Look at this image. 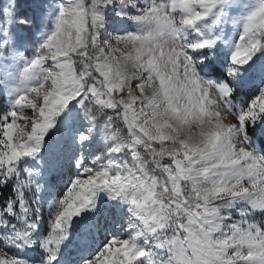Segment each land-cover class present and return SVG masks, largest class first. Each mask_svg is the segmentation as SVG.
Wrapping results in <instances>:
<instances>
[{"label": "snow or ice", "instance_id": "1", "mask_svg": "<svg viewBox=\"0 0 264 264\" xmlns=\"http://www.w3.org/2000/svg\"><path fill=\"white\" fill-rule=\"evenodd\" d=\"M228 4L91 0L86 5L79 0L59 8L51 31L24 61L20 83L12 89V108L0 114V188L10 185L12 193L0 201V233L7 246L38 247L43 254L36 260L5 258L0 248V264H59L61 246L72 243L74 218L93 211L101 193L127 205L129 236L110 237L80 264H264V227L247 222L257 211L264 214V155L253 147L254 137L264 136V78L249 100L233 102L253 84L245 66L264 51V0H256L243 17L238 39L228 42L226 59H221ZM110 12L132 21L137 30L105 36ZM208 18L211 23L202 31L200 24ZM10 20L0 27V50L11 44ZM113 39L131 44L132 51L114 55L119 49L112 47ZM72 54L82 59L79 73ZM127 62L136 69L132 76L124 70ZM72 101L88 122L85 131L70 129L79 144L89 140L100 112L107 116L101 134L112 139L113 116L105 111L110 109L123 118L128 134L109 152L130 150L137 165L111 159L85 164L83 154L76 158L78 175L53 202L47 234L37 236L41 150L58 118L66 109L71 112ZM88 104L96 107L89 110ZM26 110L31 115H24ZM140 147L150 160L140 158ZM165 156L169 163L162 162ZM233 213L240 221L230 222ZM139 238L155 242L160 253L140 247Z\"/></svg>", "mask_w": 264, "mask_h": 264}, {"label": "rangeland", "instance_id": "2", "mask_svg": "<svg viewBox=\"0 0 264 264\" xmlns=\"http://www.w3.org/2000/svg\"><path fill=\"white\" fill-rule=\"evenodd\" d=\"M68 2L75 3L79 0H0V27L4 26L10 17L11 20L7 23V27L12 36L11 44L0 50L4 54V58L0 59V96L4 98L5 113L13 106L15 95L12 89L20 83V73L23 70L24 61L33 57L37 46L42 42L45 35L51 31L53 20L59 8ZM83 2L87 5L91 3V0H83ZM255 3L256 0H229V4L225 9V22L221 33L223 41L220 45L223 49L221 59H226L229 51L228 42H234L238 39L240 23ZM10 4H12V7L5 14L4 9L8 8ZM20 20H26L27 23L20 24L18 23ZM205 23L210 24L211 18L201 22L202 31L205 30L203 28ZM105 28V36L111 34L113 37L126 31L135 32L137 30L132 21L116 17L111 12L106 16ZM101 47L107 48L104 44H101ZM112 47L119 49L118 52L114 53L118 56L132 51L131 44L118 42L115 39L112 40ZM89 51L91 52V48ZM71 60L74 71L76 73L82 71L81 57L72 54ZM77 63H79V68ZM46 67L52 68L50 60L46 62ZM245 68L252 78L253 84L243 89V95L237 93L233 101L235 104H241L242 101L249 100L247 95L251 91L255 93L254 86H258L261 79L264 78V51L257 53L251 67L245 66ZM124 70L129 76L136 72L131 62L126 63ZM151 91V88L146 85L145 93L151 95ZM118 98L119 96H117ZM87 107L92 110L96 106L88 104ZM69 108L71 112L66 109L65 113H62L63 119L58 118L57 128L51 130L49 135L45 137V144L41 150L44 175L40 180L42 190L36 194L41 209V224L37 234H34L37 236L47 234L48 220L54 211L53 202L63 195L73 177L78 175L79 170L75 166L76 158L83 154L86 157L85 164H91L94 160H96V163L103 164L111 159L121 166L133 167L137 165V160L132 156L130 150L126 149L119 154L109 152L114 141L119 142L127 137V124L122 117L117 118L112 110H105L109 116H113L108 129L112 139H105L101 134L100 127L103 121L107 120V116H104L102 112L96 113L97 127L93 129L89 140L81 145L70 129L85 131L88 128V122L83 118L81 107L77 104V101L70 102ZM24 115H31V111L26 110ZM228 119H231V117ZM254 141L253 147L258 151L257 155H264V136L254 137ZM156 147H159V145H156ZM138 151L140 158L146 160L141 154V152H145L143 147H140ZM32 163L34 162L30 161L27 165H21V168L31 166ZM241 163L243 164L244 161H241ZM36 167L39 168L40 164L37 163ZM149 171H151V167H149ZM31 198V193L26 192V199ZM6 199H1L0 196V201ZM128 218V207L125 203L120 200L109 199L104 193L99 194L96 208L93 211L82 213L81 217L74 218L73 226L69 230L72 243L68 244L67 247L61 246L58 255L59 264H80L82 258L90 259L112 236L127 239L129 236L127 230ZM240 219L239 213H233L230 222H238ZM247 222L264 227V214L257 211L247 217ZM168 235L171 237L172 233L169 232ZM137 243L140 247L151 248L152 251L160 253L159 249L153 247L155 242L145 244L143 238H139ZM0 248L7 252L8 255L5 258L15 256L26 260H36L43 254L38 247L19 249L5 245L2 233H0ZM164 258L166 259L167 256L164 255ZM145 264H147V261H145Z\"/></svg>", "mask_w": 264, "mask_h": 264}, {"label": "trees", "instance_id": "3", "mask_svg": "<svg viewBox=\"0 0 264 264\" xmlns=\"http://www.w3.org/2000/svg\"><path fill=\"white\" fill-rule=\"evenodd\" d=\"M78 64V68H79V63ZM255 93L251 91V93H249L247 95L248 99H250ZM6 111V107L4 106V98L0 96V114L5 113ZM141 154L145 157L146 160H150V156L146 153V152H141ZM162 162L164 163H169V159L167 156L163 157ZM11 186L10 185H6L3 188H0V196L1 199L3 198H8L11 195Z\"/></svg>", "mask_w": 264, "mask_h": 264}]
</instances>
